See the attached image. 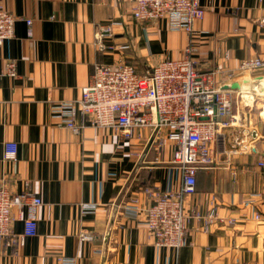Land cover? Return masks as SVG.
<instances>
[{"label":"crops","instance_id":"crops-1","mask_svg":"<svg viewBox=\"0 0 264 264\" xmlns=\"http://www.w3.org/2000/svg\"><path fill=\"white\" fill-rule=\"evenodd\" d=\"M1 2L15 24L13 36L0 46V68L15 59L17 76H0V179L11 191L40 196L42 204L35 211L36 234L26 237L23 246L0 239V264H56L62 255L75 256L77 264H264V187L256 165L264 157V124L250 112L245 116L248 109L240 114L259 134L252 151L220 154L213 167L197 171L194 193L184 198L187 214L214 206L233 223L215 222L203 232L201 220L191 216L186 242L178 250L154 246L143 216L128 217L116 206L132 195L151 202L144 189L179 188L181 176L170 160L172 144L165 131L150 136L141 129L126 139L109 127L86 125L72 133L51 113L52 103L80 96L94 62H128L143 71L155 60L181 57L187 32L171 28L168 18H131L132 0ZM200 3L204 14L193 26L198 33L192 56L202 69L218 68L216 79L225 82L226 73L246 57L264 59V25L259 23L264 0ZM25 18L32 21L30 34ZM110 20L118 24L99 48L94 25ZM244 79L247 89L239 92L248 97L244 106L252 107L254 95H264V77ZM237 81L230 86L240 87ZM74 116L78 122L80 116ZM7 141L17 145L14 162L2 159ZM257 191L262 195L251 205L242 203ZM92 203L95 211L82 214L81 204ZM255 212L260 219H254ZM13 213L19 212L14 208ZM13 229L22 232L21 220ZM80 231L92 239L80 240Z\"/></svg>","mask_w":264,"mask_h":264},{"label":"built area","instance_id":"built-area-1","mask_svg":"<svg viewBox=\"0 0 264 264\" xmlns=\"http://www.w3.org/2000/svg\"><path fill=\"white\" fill-rule=\"evenodd\" d=\"M131 18L141 22L168 18L173 29H183L188 43L181 57L167 56L155 60L143 71L128 62L91 65L88 84L81 88L80 96L73 100H58L50 106L52 115L72 133L82 132L86 125L109 127L121 137L131 139L138 130L145 129L150 136L165 131L171 141V158L179 169L180 185L176 191L151 193V202H142L132 195L116 206L121 213L139 219L143 216L154 246L178 250L186 242L187 221L193 216L201 220L202 231H208L215 222L233 219L218 214L216 207L204 213L192 210L186 213L184 198L194 193L196 173L211 168L216 158L251 152L258 130L247 127L244 117L233 110L234 97L240 87L230 86L233 80L264 77V59L248 56L240 61L236 70L226 73L228 81L218 82V68L202 69L192 56L195 48L192 38L198 32L194 24L203 18L204 8L200 0H132ZM15 16L0 0V46L13 36ZM27 33H31L32 21L25 18ZM264 25V18L259 22ZM113 20L95 24V44L103 48L102 40L112 36ZM111 48L112 46H106ZM0 76H17L16 60L9 58L0 68ZM241 81V80H240ZM80 116L75 120L74 114ZM14 141L3 144V161L17 159ZM264 187V157L257 163ZM235 171H232L233 176ZM260 191L242 199L249 204L260 197ZM42 204L40 196L31 191H11L7 181L0 179V239L16 247L23 246L26 237L36 234V210ZM16 208L19 213H13ZM95 204H81L82 214L92 213ZM23 212L24 214H21ZM254 219L261 215L255 212ZM16 220L22 222V232L13 229ZM80 240H91L86 231L78 234ZM56 264H77L75 256H58Z\"/></svg>","mask_w":264,"mask_h":264},{"label":"rangeland","instance_id":"rangeland-1","mask_svg":"<svg viewBox=\"0 0 264 264\" xmlns=\"http://www.w3.org/2000/svg\"><path fill=\"white\" fill-rule=\"evenodd\" d=\"M244 80L245 79L243 78L237 81V83L240 84V88H239L240 90L245 89V88L247 89V85L245 84ZM254 98H255V103L252 105V107L251 106L246 107L244 106V103L246 102L248 103L247 101L248 97H244L241 92L236 93L234 97L233 110L234 111L238 110L240 112L241 109L243 110L246 108V110L248 109V111H245V116L248 117V114L250 112L252 113L251 115L253 116V119L255 120V122L264 124V113H263L264 112V95H254ZM249 108H250V111H249ZM261 132H262V128L259 127V133L261 134Z\"/></svg>","mask_w":264,"mask_h":264},{"label":"bare ground","instance_id":"bare-ground-1","mask_svg":"<svg viewBox=\"0 0 264 264\" xmlns=\"http://www.w3.org/2000/svg\"><path fill=\"white\" fill-rule=\"evenodd\" d=\"M238 84V83H237Z\"/></svg>","mask_w":264,"mask_h":264}]
</instances>
